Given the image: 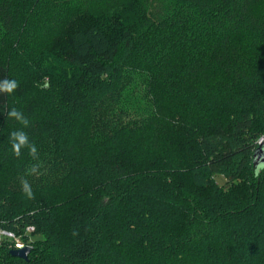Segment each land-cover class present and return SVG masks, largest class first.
I'll return each instance as SVG.
<instances>
[{"label": "trees", "instance_id": "trees-1", "mask_svg": "<svg viewBox=\"0 0 264 264\" xmlns=\"http://www.w3.org/2000/svg\"><path fill=\"white\" fill-rule=\"evenodd\" d=\"M6 78L0 264H264V0H0Z\"/></svg>", "mask_w": 264, "mask_h": 264}, {"label": "clouds", "instance_id": "clouds-1", "mask_svg": "<svg viewBox=\"0 0 264 264\" xmlns=\"http://www.w3.org/2000/svg\"><path fill=\"white\" fill-rule=\"evenodd\" d=\"M19 84L15 79H3L0 80V93L12 94L17 88ZM6 115L9 118L15 119L19 124L23 126V128H28L30 126L29 119L17 108L13 107L7 111ZM22 129L12 131L9 134V140L11 142V150L16 157H20L23 149H27L29 156L36 161H39V151L34 143H32L29 139L28 134ZM41 167L40 163L33 164L26 170V175H36L39 173V169ZM21 191L24 196L31 200L34 199V192L32 190V186L30 182L22 178L20 180ZM75 234V233H74ZM0 235H3V232L0 231ZM10 238L12 237L11 233L7 234ZM17 248H22L23 244L17 243Z\"/></svg>", "mask_w": 264, "mask_h": 264}, {"label": "water", "instance_id": "water-1", "mask_svg": "<svg viewBox=\"0 0 264 264\" xmlns=\"http://www.w3.org/2000/svg\"><path fill=\"white\" fill-rule=\"evenodd\" d=\"M254 167L255 168L264 167V140L261 141L259 149L255 154ZM31 252L32 249L30 247H24L20 250L13 251L12 256L23 261H28Z\"/></svg>", "mask_w": 264, "mask_h": 264}, {"label": "rangeland", "instance_id": "rangeland-1", "mask_svg": "<svg viewBox=\"0 0 264 264\" xmlns=\"http://www.w3.org/2000/svg\"><path fill=\"white\" fill-rule=\"evenodd\" d=\"M55 44H56V51L59 52L61 50H64L63 48L66 46L65 33L61 34V36L57 39ZM217 181L221 186H226L225 180L221 176L217 178Z\"/></svg>", "mask_w": 264, "mask_h": 264}, {"label": "built area", "instance_id": "built-area-1", "mask_svg": "<svg viewBox=\"0 0 264 264\" xmlns=\"http://www.w3.org/2000/svg\"><path fill=\"white\" fill-rule=\"evenodd\" d=\"M28 232H29V233H32V232H33V229H28ZM1 236L6 237V238H9V239L15 241V245H14V246H15V250H20V249H22V248H24V247H27L26 245H24L23 243H21L20 241H18L13 235H12V237L10 238V237L7 235V233H4V232H3V235H1ZM17 243L23 244V247H22V248H17V247H16Z\"/></svg>", "mask_w": 264, "mask_h": 264}]
</instances>
